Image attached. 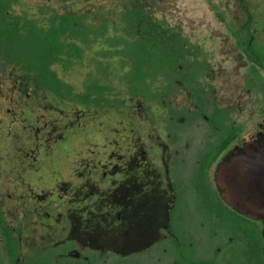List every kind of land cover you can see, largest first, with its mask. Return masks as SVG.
Wrapping results in <instances>:
<instances>
[{
  "label": "flooded vegetation",
  "instance_id": "flooded-vegetation-1",
  "mask_svg": "<svg viewBox=\"0 0 264 264\" xmlns=\"http://www.w3.org/2000/svg\"><path fill=\"white\" fill-rule=\"evenodd\" d=\"M253 35L264 41V32ZM203 50L207 54L199 60L210 62L212 55ZM244 55L246 71L250 61ZM205 67L200 66L204 69L200 79L203 109L180 80H176L180 87L160 103L155 98L124 97V104L114 109L95 103L64 104L34 84L0 80L11 81L18 92H26L22 101L6 110L14 117L11 122H18L28 134L18 139L15 161L5 163L16 181L14 193L7 197L17 201L12 209L25 223L13 226L9 222L11 212L1 198L0 212L12 236L23 225L32 226V231L37 226L59 231V239L52 244L27 251H23L21 236H16V264H30V255L36 261L45 259L49 247L54 248L51 257L56 264L241 263V247L253 242L235 232L234 217L224 218V205L241 214L223 201L216 171L226 157L264 133V99L260 86H246L244 71L247 93L260 95L255 100L263 122L248 125L250 98L244 106L246 120L238 121L244 110L223 105L222 98L216 101L212 64L207 71ZM260 72L264 77V69ZM206 81L213 85L212 91L207 90ZM181 95L186 102L178 105ZM213 100L221 111L213 112ZM90 127L96 135L90 134ZM7 128L11 135L10 123ZM75 132H80V145L67 162V172L52 167L53 159L63 155V142ZM0 250L6 256L1 234Z\"/></svg>",
  "mask_w": 264,
  "mask_h": 264
},
{
  "label": "trees",
  "instance_id": "trees-1",
  "mask_svg": "<svg viewBox=\"0 0 264 264\" xmlns=\"http://www.w3.org/2000/svg\"><path fill=\"white\" fill-rule=\"evenodd\" d=\"M29 3L27 0H0V80L16 79L36 85L45 95L60 102L116 108L122 98L167 99L180 80L190 87L203 109L200 79L205 54L202 45L192 41L178 20H170L152 0H57ZM238 22L226 21L236 43L246 53L250 64L245 71L246 86L258 85L264 99V41L253 35L263 32L264 13L244 7ZM241 31L246 35L242 36ZM242 41L245 43L243 46ZM207 54V53H206ZM209 56V53H208ZM86 68L80 87L65 77L78 67ZM199 81V83H198ZM208 91L213 85L206 81ZM95 96V98H93ZM210 101L209 98H206ZM130 103V100L126 102ZM213 112L222 109L212 101ZM227 138L217 152L224 148ZM223 206V205H222ZM224 218L236 220V231L253 243L240 249L239 264H264L262 225L223 206ZM0 234L5 254L0 250V264H16L18 243H13L4 216L0 212ZM49 256L30 264H56Z\"/></svg>",
  "mask_w": 264,
  "mask_h": 264
},
{
  "label": "rangeland",
  "instance_id": "rangeland-1",
  "mask_svg": "<svg viewBox=\"0 0 264 264\" xmlns=\"http://www.w3.org/2000/svg\"><path fill=\"white\" fill-rule=\"evenodd\" d=\"M27 1L29 3L47 1L51 5H58L57 0ZM152 3L170 20L180 21L186 35L192 41L202 45L212 55L210 59V63L212 64L210 76L216 88V101L218 102L222 98L223 105L233 106L235 110H239L238 108L241 106L244 111L237 118L238 121L246 120L248 111L244 109V106L246 105V101H250L252 120L248 122V125L256 127L258 122H263L262 117L258 115L260 103L255 100L259 99L260 95L253 96V94L247 93L244 86V71L247 59L242 48L231 35L227 23L222 21L216 12L222 11L225 14L226 21L235 24L244 16L243 6H251L257 9L258 14L264 13V0H152ZM244 33L241 31L242 36H244ZM241 44L245 45L243 41ZM85 71L86 68L80 66L76 70L66 73L65 77L75 87L79 88ZM24 95H26V92H18L17 87L13 88L11 81L0 82V168H5L7 160L15 161L14 156L17 157L18 155V139L24 136L27 137L28 135L21 130L18 122H11V120H14V117L6 110L8 107L13 108L16 101H22L21 97ZM248 98H250L249 101ZM176 102H178V105H181L186 102V99L181 95ZM8 123L11 126V135L8 134ZM63 125V122L60 121L59 126ZM149 127V124L145 126V128ZM65 128H62V130L64 129L66 134L67 130ZM58 131H56V134ZM90 134L96 135L92 127H90ZM79 139L80 132L72 133V138L62 144L63 155L61 159H53L51 166L54 168L60 167L64 172H67V162L73 159L75 155L74 150L78 149L77 147L80 145ZM10 143L12 144L10 145ZM11 176L12 174L7 169L0 170V198L3 200L6 210L9 209L7 211L11 212L7 215V219L13 226H17L25 222L22 221L23 216L14 214V210L12 209L16 206L17 201L7 197V193H14L16 181ZM22 228V230L17 229L15 235L21 236L23 251H27L35 246L52 244V242L59 239L58 230H43L40 226H37V230L32 231L33 227L29 225L26 227L23 225ZM40 240H43L45 243H38ZM34 241L36 243H33Z\"/></svg>",
  "mask_w": 264,
  "mask_h": 264
},
{
  "label": "water",
  "instance_id": "water-1",
  "mask_svg": "<svg viewBox=\"0 0 264 264\" xmlns=\"http://www.w3.org/2000/svg\"><path fill=\"white\" fill-rule=\"evenodd\" d=\"M216 181L226 204L261 222L264 254V133L226 157L216 171Z\"/></svg>",
  "mask_w": 264,
  "mask_h": 264
}]
</instances>
